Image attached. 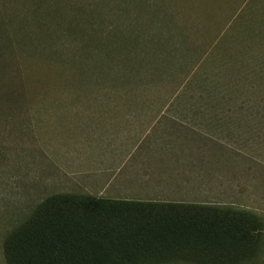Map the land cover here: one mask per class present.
<instances>
[{"label": "rangeland", "instance_id": "1", "mask_svg": "<svg viewBox=\"0 0 264 264\" xmlns=\"http://www.w3.org/2000/svg\"><path fill=\"white\" fill-rule=\"evenodd\" d=\"M35 1L0 0V264L6 233L35 206L88 193L62 165L64 150L87 157L89 116L214 117L200 120L215 136V167L200 178L209 184L143 202L253 216L258 240L241 260L264 264V82L242 78L248 60L264 73V0H42V10ZM151 36L172 41L171 58L145 52ZM212 248L193 254L221 258L224 246ZM180 256L167 264H195Z\"/></svg>", "mask_w": 264, "mask_h": 264}, {"label": "trees", "instance_id": "2", "mask_svg": "<svg viewBox=\"0 0 264 264\" xmlns=\"http://www.w3.org/2000/svg\"><path fill=\"white\" fill-rule=\"evenodd\" d=\"M35 5L42 10L45 3L36 0ZM45 26V22L39 24L42 29ZM67 31L80 35L76 25ZM116 32V40L129 39L124 35L129 32ZM145 34L144 28L132 37L137 40L136 36ZM170 42L151 36L145 52H154L157 60L171 58L174 44ZM125 60L132 61L129 55ZM244 64L249 69L242 78L251 76L264 82V73L251 68L249 60ZM234 66L236 63L231 67ZM133 74L135 77L140 71L134 69ZM255 221L247 213L233 214L196 204L110 200L88 193L57 194L35 206L6 233L3 254L6 264H167L179 255L189 261L195 259V264H242L241 259L253 252L254 241L258 240L253 234ZM216 244L224 246V254L217 259L220 262L213 256L193 254L202 247L213 250ZM184 251L189 252L184 255Z\"/></svg>", "mask_w": 264, "mask_h": 264}, {"label": "crops", "instance_id": "3", "mask_svg": "<svg viewBox=\"0 0 264 264\" xmlns=\"http://www.w3.org/2000/svg\"><path fill=\"white\" fill-rule=\"evenodd\" d=\"M89 117L82 123L87 135L81 142L86 144L82 148L87 157L67 159L64 150L62 165L71 176L86 181L89 194L110 200L157 201L160 195L176 194L190 185L199 190L201 183L209 184L200 178L209 181V170L215 167L214 156L209 155L215 136L209 124L200 120L214 117Z\"/></svg>", "mask_w": 264, "mask_h": 264}]
</instances>
